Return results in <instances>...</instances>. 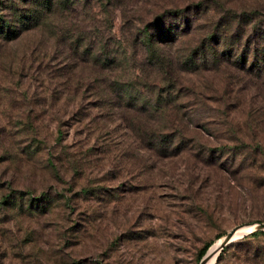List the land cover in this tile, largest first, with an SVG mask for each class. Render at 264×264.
Masks as SVG:
<instances>
[{
  "label": "rangeland",
  "instance_id": "1",
  "mask_svg": "<svg viewBox=\"0 0 264 264\" xmlns=\"http://www.w3.org/2000/svg\"><path fill=\"white\" fill-rule=\"evenodd\" d=\"M261 221L264 0H0V264H200Z\"/></svg>",
  "mask_w": 264,
  "mask_h": 264
},
{
  "label": "bare ground",
  "instance_id": "2",
  "mask_svg": "<svg viewBox=\"0 0 264 264\" xmlns=\"http://www.w3.org/2000/svg\"><path fill=\"white\" fill-rule=\"evenodd\" d=\"M255 224L251 225H243L241 226L233 235V239L241 236L243 233L251 230L254 228ZM223 236L220 238L219 241L216 242V244L212 245L210 250L207 251L206 259L203 264H215L216 255L218 253V250L220 248V244L222 242Z\"/></svg>",
  "mask_w": 264,
  "mask_h": 264
},
{
  "label": "water",
  "instance_id": "3",
  "mask_svg": "<svg viewBox=\"0 0 264 264\" xmlns=\"http://www.w3.org/2000/svg\"><path fill=\"white\" fill-rule=\"evenodd\" d=\"M255 224L254 228H252L251 230L243 233L242 235H245L253 230H256V229H264V221H261V222H256V223H253ZM243 225H248V224H237L235 226H233L231 229H229L225 235H223V238H222V242L220 244V248H222L223 245L227 244L228 242H230L232 239H233V235L234 233ZM241 235V236H242ZM219 248V249H220ZM206 255H207V251L203 254L201 260H200V264H203L205 259H206Z\"/></svg>",
  "mask_w": 264,
  "mask_h": 264
},
{
  "label": "trees",
  "instance_id": "4",
  "mask_svg": "<svg viewBox=\"0 0 264 264\" xmlns=\"http://www.w3.org/2000/svg\"><path fill=\"white\" fill-rule=\"evenodd\" d=\"M260 232H264V229H256V230H253V231H251V232H249L248 234H245L244 235V237H247V236H249V235H256V234H258V233H260ZM220 236V235H219ZM219 238H221V237H219ZM214 244V242L211 244V242L210 243H208V244H206V246L205 247H203V249H201L200 250V255H202V254H204V252L206 251V249H207V251L211 248V246Z\"/></svg>",
  "mask_w": 264,
  "mask_h": 264
}]
</instances>
